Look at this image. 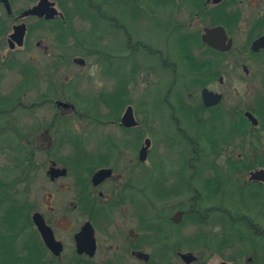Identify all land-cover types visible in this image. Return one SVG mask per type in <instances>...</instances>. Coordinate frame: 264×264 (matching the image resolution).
<instances>
[{"label": "flooded vegetation", "instance_id": "obj_1", "mask_svg": "<svg viewBox=\"0 0 264 264\" xmlns=\"http://www.w3.org/2000/svg\"><path fill=\"white\" fill-rule=\"evenodd\" d=\"M86 22L104 25L99 40L105 58L98 72L101 79L111 82L114 78L117 87L110 96L102 91L88 99L91 104L100 99L115 103L114 119L110 116L117 128L112 134L96 128L66 129L75 113V85L86 78L85 58L75 57V47L86 51V32L75 25ZM142 22H150L164 33V48L135 36L130 24ZM109 31L117 36L120 33V40L124 37L115 49L105 39ZM183 37L189 41L181 47ZM141 52L152 57L150 61L159 68L138 65L136 55ZM127 56L134 60L123 72L122 61ZM115 60L114 68L111 63ZM139 71L149 76L165 72L162 104L166 113L148 112L139 119L130 104L122 113L124 85L133 82ZM234 81L259 87L252 105L229 101L226 91L233 92ZM152 83L153 87L161 85L157 80ZM217 95L219 99L214 101ZM48 105L71 109L73 115L55 112L44 123L37 113ZM18 106L35 118L27 133L18 127L12 113ZM129 106L134 123L127 125L124 120ZM0 114L8 116L4 125L8 132L24 133L29 142L32 137H40L39 142L42 137L52 141L48 151L54 155L60 144L76 148L77 155L74 159L70 154V163L51 161L47 178L54 188L45 204L47 212L36 208L32 218L41 213L57 239L50 224L53 215L83 216L73 239L76 248L75 236L85 223L93 229L94 254H79L86 255L87 264L95 258L103 239L120 250L114 257L118 264H128V258L141 264H168L170 251L185 264H206L215 254L219 258L216 264H237L236 253L228 259L221 257L236 248L232 243L235 187L264 189L263 177L251 178L252 173L264 170L255 160L260 156L264 163V0H0ZM91 116L89 121L99 120L98 113ZM158 124L168 128L161 138L164 144L171 148L183 145L184 150L174 165L175 175L167 173L165 188L155 190L162 183H154V172L164 174L172 154L162 160L153 153ZM93 133L104 142L89 149L86 145ZM233 149L244 152L246 158L239 154L240 160L223 159V154ZM244 167L249 169L244 171ZM56 169L65 173H56ZM149 170L151 174L141 177L146 180L140 185L138 171L145 174ZM189 224L200 225L193 233L200 242L192 246L204 252H189L196 256L191 263L181 251L187 247L183 231ZM250 228L254 242L263 246L264 227L254 223ZM224 237L226 244L221 242ZM249 249H245L247 253ZM247 261L251 264L253 256Z\"/></svg>", "mask_w": 264, "mask_h": 264}, {"label": "rangeland", "instance_id": "obj_2", "mask_svg": "<svg viewBox=\"0 0 264 264\" xmlns=\"http://www.w3.org/2000/svg\"><path fill=\"white\" fill-rule=\"evenodd\" d=\"M112 6L115 7L114 5ZM113 7L111 9L116 10ZM130 26L133 29L135 28L134 31L136 37L144 39L147 43L154 45L155 48H164V41L166 40L164 33L160 30L154 29L150 22L135 23L134 26L131 23ZM75 27H82L86 32V35H88L89 33L95 32L101 34L102 27H104V25L99 23L91 24L90 22H86V24H76ZM115 33L109 31L105 36L106 41L113 46V49L116 48V44L124 40V37L122 38V40H120V33H118V36ZM51 37H53V35H51ZM133 41L135 42V40ZM74 42L76 43V39L74 40ZM101 43H103V41L101 42V40H99L100 45ZM104 56L105 54H103V51H99V53L97 54H91L87 48V45L86 51L82 48L75 47V57H84L86 60V78L78 80L77 84L75 85L76 94L73 95L75 102V113L73 115V111L71 109H56L52 105L44 106L42 113H37L38 117H43L44 123L49 121L51 116H53L55 112L65 114L68 113L71 116L73 115V120H71L70 122V127L68 126L66 127V129L73 128L75 130H84L86 128H96L98 130L106 131L111 134L115 132L117 126L115 125L114 120H112L114 119L113 114H115L112 105H109V103H104V99H100L98 103L93 102L95 104L94 105L91 104L92 100L89 101L88 99L89 97H91V94L96 95L101 93L102 91H106V94H108L107 96H110V93H113L116 90L117 85L114 81V78H111V82L108 79L104 80L102 78V80L100 77V73L98 72L99 67L95 76L90 75V69L92 68V66H100L101 61H103L105 58ZM136 56L137 62H139L138 65L150 67L152 64H154L155 69L159 68L156 63H152V61H150L153 58L149 56L147 58L146 54H144L143 52L139 53V55ZM132 59L134 60V56H130L129 58L127 56L123 59V72L127 71L126 69L128 65L131 64ZM70 64L72 65V63ZM111 64L112 67L115 68L118 63L115 60ZM110 74L115 75L114 72H111ZM88 75L92 76V79H89ZM153 80L161 82V85H158V87H153ZM165 81V72L158 71L155 75L153 74L149 76L146 71L145 73L139 71L137 77L134 79L133 82L128 81V84L124 85L123 91H125L126 97L124 98V102L122 104V113L125 112L129 104L134 107L136 114L139 116V119L145 118L148 112H154L155 114L166 113L167 109L162 104V98L165 93ZM10 84L12 85V83ZM102 85H104V87ZM259 93V87L254 85L245 87L243 95H241L236 88H234L233 92L231 93L228 90L226 91L227 97L230 102H242L244 104L249 105H252L254 97L256 96V94L258 96ZM153 96H155L154 102L151 101ZM157 98H159L161 101L157 100ZM94 112L98 113L99 116L97 118H99V120L89 121L88 119H93L90 118V116ZM12 113L16 114V117L14 118L16 119L15 121L16 124H18V127L22 130V132L27 133L30 126L35 121L34 116L29 114V111L23 108V106H18ZM84 114H86V117L84 116ZM110 114H112V119ZM7 120L8 116L0 114V181L7 183L10 187H12L13 192L15 191L14 194L17 198L27 200L28 204L30 203L32 206H34L31 215L36 208V210H41L43 213H46L47 211L45 208V204L47 205L49 203V192L52 188H54L53 184H51V182L47 178V170H49L50 163L53 160H56L59 165L63 164L61 163L62 161H69L70 163V154H72L71 156L74 158L76 150H74V146H72L71 144H69L68 146H63V144H60L59 152L54 155L53 152L48 151L49 145L52 141H44L45 138L43 139L42 137V142H39L40 137H32V142H29V138L25 137L24 133L22 132V134H20L21 136L14 135L13 133L8 132L9 130H6V128H8L7 126H4L5 121ZM92 123H94L95 125H92ZM167 130L168 128H166V126H164L163 124H158L157 126H155L154 129V133L156 134V143L153 146V153L155 157H161L160 159L165 160V156L168 153H172L170 157L167 158V171L164 174L157 170H155L154 172V183H162V187L156 185L155 190H157L158 188H165L164 179L167 177V173L169 174L168 176L175 175L172 173L175 170L174 165L176 162H179L181 160L178 154L182 152L181 150H184V148H182L183 145L182 147L171 148L168 147V145L164 144L161 138H163V135L165 134L164 132H166ZM43 133L48 132L46 130L44 131L43 129ZM90 137L91 139L86 145L89 149H93V147H95L96 145H102L104 142V140L102 141V136H99L98 133H93ZM99 139L102 142H100ZM187 151V158H189V146H187ZM258 151H260V149H258ZM239 154L243 156V160L246 158V154H244V152L242 153L238 150L233 149L231 153L228 151L225 152L223 154V159L228 156L230 157V159L237 160L238 157H240ZM150 171L151 170L147 171L148 173L144 172L145 174H141L140 171H138L137 181L140 185L146 180L145 178L142 179L141 177H146L147 174H151ZM60 184L62 185L63 182H61ZM61 185H59V189H61ZM149 191L152 193L154 190H152V188L150 187ZM263 197L264 196L260 197L257 202H252V209L254 210L249 213V216L254 220V223L261 227H264V210L261 209L262 201H264ZM212 217L209 221L212 220ZM51 219L52 221L50 222V224L55 230L57 239L62 241L64 244V249L58 256H61L62 260L64 259L63 264H70L68 259L74 257V253L76 252L73 236L74 233L80 228L85 218L81 215H53ZM197 228V226H193L191 224L184 228L183 237H187L188 239L186 242L187 247L181 249L182 252H193L198 254L204 253L201 249H197L196 247H194L196 244H198V242H200V240H196L197 235L194 236L193 234L197 230ZM199 228H201L200 225ZM103 237L104 236L101 235V239ZM101 241V247L97 250L95 258L91 261V264H108L107 262H101H104L105 259L107 261L109 258H111L112 260L111 264H118L116 260L114 261V257L119 255L121 252L120 250L118 251L117 248L114 247L115 243L106 242L104 239ZM215 242L217 241L215 240ZM243 245L245 249L250 246L248 242L242 244H240V242H236L234 243V247L236 248L227 250L224 253L225 255H222L221 257L224 259H228V256H231V254L236 253L238 251V248L243 247ZM261 248L264 247L259 245L260 252ZM170 253L168 254V257L170 258V263L168 264H185L183 260L176 257L172 251H170ZM205 254L209 253L205 252ZM215 255L212 256V258H210V260L207 261L206 264H216L219 258H217L218 256ZM249 256L253 255H251V253L249 252L246 253L243 257H238L235 261L237 264L249 263L247 261V258ZM82 257L83 264H87L86 255H83ZM127 262L128 264H141L139 262H136L133 258H128ZM254 263L255 262L252 261L251 264Z\"/></svg>", "mask_w": 264, "mask_h": 264}, {"label": "trees", "instance_id": "obj_3", "mask_svg": "<svg viewBox=\"0 0 264 264\" xmlns=\"http://www.w3.org/2000/svg\"><path fill=\"white\" fill-rule=\"evenodd\" d=\"M99 39L100 34L98 32L86 35V45L91 54H97L102 50ZM188 41V37H183L179 43L183 47L188 45ZM109 105H112L115 113V103L112 102ZM202 139L206 140L207 138L202 136ZM208 142L211 145V142ZM75 154L77 155L76 152ZM255 160L258 161L259 165L264 166L260 156ZM70 161L73 160L70 159ZM248 169V167L243 168L244 171ZM237 170L235 168V171ZM14 193L12 187L0 181V264H63L64 259L62 260L61 256L55 255L47 247L39 230H37L31 215L34 206L28 204L27 200L17 198ZM262 196H264L262 187H257L255 190L244 187L237 189L235 187L232 200L234 208L232 243L240 242L242 244L243 241H249L251 249L248 252L253 255L254 262L258 264H264V248H261L260 253L258 252L257 247L260 244L254 242L255 239L252 237L250 224H254V220L250 218L249 213L254 210L252 209V202H257ZM261 209L264 210V201H262ZM197 240L199 239L197 238ZM227 241L231 242V238ZM221 242L226 244L225 237L221 239ZM246 253L247 251L243 247L238 248L236 252L239 257H243ZM82 258L75 252L74 257L68 260L70 264H83Z\"/></svg>", "mask_w": 264, "mask_h": 264}, {"label": "water", "instance_id": "obj_4", "mask_svg": "<svg viewBox=\"0 0 264 264\" xmlns=\"http://www.w3.org/2000/svg\"><path fill=\"white\" fill-rule=\"evenodd\" d=\"M78 61L83 62V59H78ZM218 99H219V96L217 95L214 101H217ZM124 121L125 123H127V125L134 123V119L132 117V107L131 106H129L127 109L126 117ZM55 171L56 173H58L59 171L61 173H65V170L56 169ZM258 177H263L264 179V170L261 169L251 174V178H258ZM33 221L37 229L39 230L47 247L55 255L57 256L60 255L63 250L62 243L55 238L52 228L45 222L42 214L39 212L34 213ZM89 226L90 225L86 226V223H85L82 229L75 236L76 251L78 254L87 253L89 255H93L95 252L96 241L94 238L93 229L90 228ZM86 235L90 236V238L86 237ZM182 256L188 263H191L194 260H196V256L193 253H184L182 254ZM222 264H227V263H222Z\"/></svg>", "mask_w": 264, "mask_h": 264}, {"label": "clouds", "instance_id": "obj_5", "mask_svg": "<svg viewBox=\"0 0 264 264\" xmlns=\"http://www.w3.org/2000/svg\"><path fill=\"white\" fill-rule=\"evenodd\" d=\"M98 67H99L98 65H93L92 68L90 69V75L95 76ZM233 86L240 92L241 95H243L245 86L242 83L234 81Z\"/></svg>", "mask_w": 264, "mask_h": 264}]
</instances>
